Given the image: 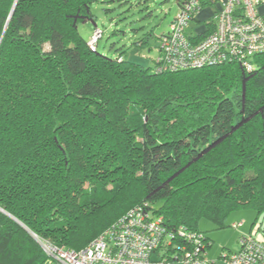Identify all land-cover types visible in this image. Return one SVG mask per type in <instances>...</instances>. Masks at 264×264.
Here are the masks:
<instances>
[{
	"label": "trees",
	"instance_id": "1",
	"mask_svg": "<svg viewBox=\"0 0 264 264\" xmlns=\"http://www.w3.org/2000/svg\"><path fill=\"white\" fill-rule=\"evenodd\" d=\"M97 1L0 0V264L49 262L32 235L80 250L138 205L208 251L232 214L264 216V52L157 72L176 14L150 71L81 37Z\"/></svg>",
	"mask_w": 264,
	"mask_h": 264
},
{
	"label": "built area",
	"instance_id": "2",
	"mask_svg": "<svg viewBox=\"0 0 264 264\" xmlns=\"http://www.w3.org/2000/svg\"><path fill=\"white\" fill-rule=\"evenodd\" d=\"M206 6L212 18L185 35L191 18ZM207 32L200 40L196 38ZM95 29L88 46L101 37ZM264 52V0H182L169 32L162 38L157 72L196 69L237 62L247 71ZM243 221L232 228L242 227ZM238 240V250L213 260L200 233L184 227L169 230L144 205L130 209L80 250L51 245L32 235L49 259L46 264H264V238L258 225Z\"/></svg>",
	"mask_w": 264,
	"mask_h": 264
},
{
	"label": "rangeland",
	"instance_id": "3",
	"mask_svg": "<svg viewBox=\"0 0 264 264\" xmlns=\"http://www.w3.org/2000/svg\"><path fill=\"white\" fill-rule=\"evenodd\" d=\"M92 12L96 16V27L102 30V38L97 45V51L109 56H117L122 52L125 60L138 64L144 68H153V60L157 57L159 36L166 31L169 22L177 14L176 0H98L92 5ZM211 9H204L199 15L200 22L212 18ZM194 27V24H191ZM144 28L151 32L148 46L137 47L133 45L132 30ZM116 31L113 33V31ZM81 37L89 41L93 30L91 23L78 25ZM142 30H140L141 32ZM124 32V33H122ZM158 205H155L157 208ZM243 221L242 227L234 229L233 223ZM255 222V224H254ZM262 230L257 232L264 238V216L256 220L250 212H236L226 220L225 228L208 231V239L212 243L209 257L217 258L220 254L228 255L238 250V240L242 235H249L256 225Z\"/></svg>",
	"mask_w": 264,
	"mask_h": 264
},
{
	"label": "crops",
	"instance_id": "4",
	"mask_svg": "<svg viewBox=\"0 0 264 264\" xmlns=\"http://www.w3.org/2000/svg\"><path fill=\"white\" fill-rule=\"evenodd\" d=\"M200 15V14H199ZM96 27V24H92V30ZM97 28V27H96Z\"/></svg>",
	"mask_w": 264,
	"mask_h": 264
},
{
	"label": "water",
	"instance_id": "5",
	"mask_svg": "<svg viewBox=\"0 0 264 264\" xmlns=\"http://www.w3.org/2000/svg\"><path fill=\"white\" fill-rule=\"evenodd\" d=\"M4 213V212H3ZM4 214H6V213H4ZM6 215H8V214H6ZM9 216V215H8Z\"/></svg>",
	"mask_w": 264,
	"mask_h": 264
}]
</instances>
